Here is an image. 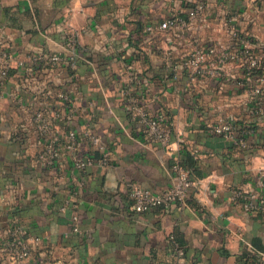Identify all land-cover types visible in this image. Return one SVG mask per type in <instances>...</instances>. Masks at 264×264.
Here are the masks:
<instances>
[{
  "label": "crops",
  "instance_id": "obj_1",
  "mask_svg": "<svg viewBox=\"0 0 264 264\" xmlns=\"http://www.w3.org/2000/svg\"><path fill=\"white\" fill-rule=\"evenodd\" d=\"M199 1L194 24L156 29ZM227 21L264 51V0H0V54L16 59L0 96V242L18 220L42 238L34 259L43 264H264V207L246 211L235 199L264 196V115L251 112L247 59L229 62L219 82L191 80L182 63L197 38L227 43ZM51 53L64 56L54 70L17 64ZM40 107L60 115L53 163L32 126ZM142 112L167 116L168 147L141 132ZM233 117L245 134L213 131ZM70 129L97 133L108 163L85 135L70 146ZM77 155L95 162L81 170ZM189 155L195 183L186 202L136 211L131 187L165 191L172 164Z\"/></svg>",
  "mask_w": 264,
  "mask_h": 264
},
{
  "label": "built area",
  "instance_id": "obj_2",
  "mask_svg": "<svg viewBox=\"0 0 264 264\" xmlns=\"http://www.w3.org/2000/svg\"><path fill=\"white\" fill-rule=\"evenodd\" d=\"M205 9V3L199 1L188 10V17L184 18L180 15H173L160 22L156 29L160 31H167L173 28H187L189 25L194 24L201 18ZM229 28V41L222 42H207L201 41L198 38L194 40L192 49L183 57V65L188 69L187 77L192 79H205L214 78L220 81L221 77L225 75L226 65L229 62H236L240 56L247 59L249 71L247 72L248 78H253L255 81L251 86V112L255 115H264V74L257 75L256 73L264 67V51H252V44L247 38L241 35L236 22L227 21ZM155 27L149 26L148 29L153 30ZM171 54V52H169ZM64 56L60 53H51L47 55H34L30 62L25 60H17V64L24 70L32 72L36 66H43L46 69L54 70L63 61ZM16 60L14 55L3 51L0 54V96L7 84L9 76V68L12 62ZM76 55L70 57L71 64L76 63ZM176 69V68H174ZM174 77H178L176 71ZM61 97L69 99L66 94H60ZM47 108L40 107L32 113V126L35 134L41 140H48L45 154L48 155L49 163H53L58 157V135L51 134L54 116H60L58 111L53 114L49 113ZM139 115V129L145 137L149 140L158 141L164 146L170 145L171 129L166 115L154 114L149 112L138 113ZM1 119V115H0ZM213 131L216 133L224 134L226 136L236 138V130L239 129L236 122V117L229 120L219 122L212 126ZM247 130H243L245 133ZM70 141V146H75L79 136H87L91 142L97 146L101 151L102 156L99 159L100 164L106 165L109 160V150L103 144L102 138L90 130L77 131L70 129L67 133ZM95 159L91 156L77 155L74 157V164L81 170H87ZM174 171V180L171 187L162 192H154L148 188L134 184L131 187V197L133 199V208L138 212H145L154 207L171 206L172 204L182 205L186 202L191 188L195 181L190 176V172L180 165L179 160H176L172 166ZM240 195V194H239ZM238 195V196H239ZM242 195L237 198L238 202L246 211L255 212L264 207V196L259 201L248 199L247 196ZM64 209V207H62ZM73 230L78 231L79 226L77 223V216H74ZM174 240V236H171ZM42 243L40 236H33L29 234L24 225L19 224L18 220L8 227L6 237L0 242V255L9 258L10 262L5 264H43L44 259L37 257L34 259V248ZM178 254H184V249L178 246ZM53 264H68L60 260H55Z\"/></svg>",
  "mask_w": 264,
  "mask_h": 264
},
{
  "label": "trees",
  "instance_id": "obj_3",
  "mask_svg": "<svg viewBox=\"0 0 264 264\" xmlns=\"http://www.w3.org/2000/svg\"><path fill=\"white\" fill-rule=\"evenodd\" d=\"M242 35V33H241ZM243 36V35H242ZM249 71V68H247V72ZM242 125V124H241ZM238 124L239 130L243 132V130H247L248 128L245 126H241ZM245 134V133H244ZM194 157L192 155H189L186 159L179 160V163L181 166H183L185 169H187L190 172V176L194 179V170H193V165L191 164V159ZM175 163V162H174ZM173 163V164H174ZM172 164V166H173Z\"/></svg>",
  "mask_w": 264,
  "mask_h": 264
}]
</instances>
